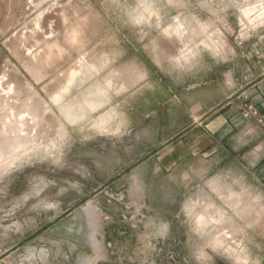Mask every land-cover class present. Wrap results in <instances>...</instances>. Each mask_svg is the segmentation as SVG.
Segmentation results:
<instances>
[{
    "label": "rangeland",
    "instance_id": "obj_1",
    "mask_svg": "<svg viewBox=\"0 0 264 264\" xmlns=\"http://www.w3.org/2000/svg\"><path fill=\"white\" fill-rule=\"evenodd\" d=\"M51 44L36 77L30 57ZM146 75L213 78L230 98L165 146L100 136ZM3 76L38 119L27 146L0 139V264H264V108L244 93L264 79V0H0Z\"/></svg>",
    "mask_w": 264,
    "mask_h": 264
},
{
    "label": "crops",
    "instance_id": "obj_2",
    "mask_svg": "<svg viewBox=\"0 0 264 264\" xmlns=\"http://www.w3.org/2000/svg\"><path fill=\"white\" fill-rule=\"evenodd\" d=\"M190 79V81H183L178 77L169 81L161 76L146 75L141 82L126 91V99L121 102L124 108L116 104V107L111 106L108 110V117H114L117 122L116 129L112 131V126H110V131L106 130L98 134L105 136L114 132L117 138L122 140L129 129H139L140 138L150 133L151 139L155 142L150 145L161 147L174 140L178 134L191 131L199 125V122L207 121L215 110L223 109L224 95L227 100L230 97L227 92L228 86L224 87L223 81L220 84H215L213 78L200 81ZM252 91L255 94V99L264 108V79L256 82L244 93ZM103 115H100V119L96 122L100 124L104 123L106 119L108 120L107 115L105 117ZM149 118L153 121L152 128L145 127V122ZM214 123V121L211 122L213 126ZM223 124L224 119L217 127ZM220 131L223 130H218V132ZM213 150L210 148V152L213 153ZM262 150L256 151L251 157L252 163L255 165L254 177L261 182L264 180V158L262 156L264 150ZM241 160L245 163L247 159L245 156H241ZM257 195L263 199L262 188H259Z\"/></svg>",
    "mask_w": 264,
    "mask_h": 264
},
{
    "label": "bare ground",
    "instance_id": "obj_3",
    "mask_svg": "<svg viewBox=\"0 0 264 264\" xmlns=\"http://www.w3.org/2000/svg\"><path fill=\"white\" fill-rule=\"evenodd\" d=\"M77 29L78 28H76V27H72L71 34H70L69 39H68L69 42H73V43L76 42L77 43V41L79 39V38L77 39V34H76V32H77L76 30ZM53 49H55V51L57 50V53H54L53 52L54 51ZM60 52H61V49L59 47L57 48L54 44H51V45L46 46L43 51H41V52L37 51V52H35L34 54L31 55L30 58L35 63L32 66H34V69L36 70V72H35L36 77H38L41 74H43V70L45 68H47L48 66L52 65V62L55 61V58H57V56L59 55ZM58 57H60V56H58ZM78 68H79V66H78ZM45 71H46V69H45ZM76 72L77 71L75 69L69 70L68 75H67V80H66L67 82H66V84L62 85L60 87L59 91L53 96L54 100L57 99L58 97H60V95H62V93H64L66 91L68 84L71 82V80L75 76ZM5 77L6 76H3V77L0 78V111L2 112V111H5L6 110V112L4 113V115L0 117V122H1V126H2L1 129H0L2 137L0 139H1V141H2L3 138L5 139V141L8 144V147L7 148H9V149H14L16 147L22 148L23 146L25 147V145L27 144V142H30L31 143V141H33L32 135H27L26 133H22L24 131V125H25L26 122H28V120H30L32 122V121H34V119L36 120V117L38 119V116H35L34 113L29 112L30 107H28V105H27L28 103L25 102V101L23 102V106L28 110V112L27 111H14V109H15V103H16L15 97H18V95L16 94L17 96H15L14 98L10 96V95H12L11 93L13 91L12 90L13 89L12 88L13 85H11L10 82H7V79ZM13 95H14V93H13ZM20 105H21V103H20ZM4 147H5V145H4ZM5 149H6V147H5ZM1 152H5V151L3 150ZM9 152H10V150L8 151V153ZM14 153H15V151H14ZM237 209H238L237 211L239 212V214L242 215V216L243 215H246L250 210L252 211V208L251 207H243L242 206L240 208L238 207ZM200 219H202L201 216H199V220ZM202 224H204V222H202Z\"/></svg>",
    "mask_w": 264,
    "mask_h": 264
}]
</instances>
